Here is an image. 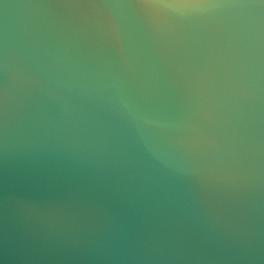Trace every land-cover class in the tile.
Instances as JSON below:
<instances>
[{
    "label": "water",
    "instance_id": "obj_1",
    "mask_svg": "<svg viewBox=\"0 0 264 264\" xmlns=\"http://www.w3.org/2000/svg\"><path fill=\"white\" fill-rule=\"evenodd\" d=\"M0 264H264V0H0Z\"/></svg>",
    "mask_w": 264,
    "mask_h": 264
}]
</instances>
